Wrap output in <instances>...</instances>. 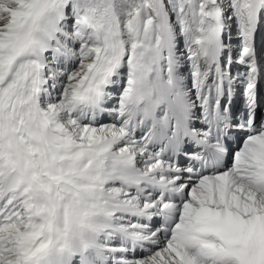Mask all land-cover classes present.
<instances>
[{
  "label": "snow or ice",
  "instance_id": "obj_1",
  "mask_svg": "<svg viewBox=\"0 0 264 264\" xmlns=\"http://www.w3.org/2000/svg\"><path fill=\"white\" fill-rule=\"evenodd\" d=\"M0 264H264V0H0Z\"/></svg>",
  "mask_w": 264,
  "mask_h": 264
}]
</instances>
